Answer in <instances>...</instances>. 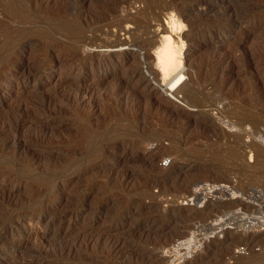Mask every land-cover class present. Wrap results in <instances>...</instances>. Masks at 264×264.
<instances>
[{
    "label": "rangeland",
    "instance_id": "1",
    "mask_svg": "<svg viewBox=\"0 0 264 264\" xmlns=\"http://www.w3.org/2000/svg\"><path fill=\"white\" fill-rule=\"evenodd\" d=\"M104 4L0 0V264H264V0ZM119 17L177 29L201 102Z\"/></svg>",
    "mask_w": 264,
    "mask_h": 264
},
{
    "label": "bare ground",
    "instance_id": "2",
    "mask_svg": "<svg viewBox=\"0 0 264 264\" xmlns=\"http://www.w3.org/2000/svg\"><path fill=\"white\" fill-rule=\"evenodd\" d=\"M103 4H104V0ZM106 1V0H105ZM108 1V0H107ZM111 3V1H110ZM108 3V4H110ZM107 4V3H106ZM112 5H114L112 3ZM110 5V6H112ZM7 8L8 10H11L12 12L14 11L13 6L10 4H7ZM106 7V5L104 4L103 7ZM108 8L109 5H107ZM102 8V7H101ZM112 8H114L112 6ZM103 9V8H102ZM110 10V9H109ZM114 10V9H113ZM144 11H141V16H144L146 13V8L143 9ZM115 11V10H114ZM172 11V10H171ZM169 14V13H168ZM171 14V13H170ZM177 15V14H176ZM174 15V16H176ZM25 16V15H24ZM7 17V16H6ZM127 17V16H126ZM177 17V16H176ZM176 17H174L176 19ZM120 18V17H119ZM125 18V17H123ZM134 17H130V18H125L122 20V18H120L121 20L118 22L115 21L116 23H110L111 26L115 27V29H117L118 31H121L123 33H126V35L130 37V41L134 42L136 40H138V38L140 39L142 36H145V38H147L146 42H143L142 45L140 46H136L132 49V51L129 53L131 56H134L135 54H139L140 50H144V58L143 60L146 63V69L148 72V76L146 77L144 76V80L146 82H150L153 81V86H155V84L157 85L158 83H156V79L154 77V71L156 70H152V67L150 65V59L154 58L157 66L159 65V71L163 76L162 79V90L166 93L169 92V94L174 95V93H176L177 91H182L183 92V98L182 101L185 102V104H188L189 106L192 105L194 106L195 102H199L196 101L197 98H195L194 93L195 89L193 87H191L190 83H192L191 81V77H192V72H191V66H189L188 64L184 63V61L182 60L181 54H180V46H179V40L177 41V32L175 28H173L172 26L170 27H165L162 28V31L159 32L156 30L157 32V36H159L158 40H154L147 37V34L150 32H147V25H145L144 23H141L140 21H136L134 19V23H133V19ZM163 18V15H159L158 16V21L161 22ZM179 18V16H178ZM28 19V18H27ZM165 19V18H164ZM116 20V19H115ZM174 20V19H173ZM172 20V21H173ZM130 22V23H129ZM140 22V23H139ZM175 22V21H174ZM109 25V24H108ZM128 25V26H127ZM78 26V25H77ZM75 26V27H77ZM160 26V25H159ZM80 27V26H79ZM77 27V28H79ZM172 27V28H171ZM101 28V27H100ZM157 28V27H156ZM114 29V28H113ZM111 35L110 33H106V35ZM105 36V35H104ZM110 38V37H109ZM108 38V39H109ZM107 39V37H106ZM103 40L101 41V43L99 42V45L101 44V46H105V47H110V48H115V49H123L124 46H127L125 44L124 41H121L120 39H115V40ZM77 40V39H76ZM78 42L81 45H87V46H94V44H96V39L94 37H86V36H81L78 37ZM75 44V43H74ZM155 45V49H154V54L150 55L149 53H146V49H148V47ZM98 46V45H96ZM89 48V47H88ZM16 49V48H15ZM146 53V55H145ZM99 54V53H98ZM97 55V54H96ZM100 55V54H99ZM97 55V56H99ZM96 56V57H97ZM87 59L91 60V62L95 59L94 55H87ZM97 60H99V57L96 58ZM150 62V63H149ZM196 64V63H195ZM199 67V66H198ZM197 67V68H198ZM195 68H192V70H194ZM198 71V70H197ZM156 72V71H155ZM196 72V71H195ZM142 76V77H143ZM156 76V75H155ZM142 79V78H141ZM188 79V80H187ZM194 81V80H193ZM193 84V83H192ZM194 86V85H193ZM201 86V85H200ZM219 87V86H218ZM198 90V89H197ZM204 91V90H203ZM203 91L201 93H203ZM203 101V100H202ZM216 100H213L212 102L210 101L209 105L210 106H214ZM201 102V101H200ZM197 104V103H196ZM201 104V103H200ZM199 106V104L197 105ZM202 107V106H201ZM201 123V122H200ZM199 124V123H198ZM201 125V124H200ZM203 126V125H202ZM249 147H253L254 143L251 142L249 143V145H247ZM231 154H235V152L233 151ZM233 157V156H232ZM255 164V163H254ZM261 164V163H260ZM258 165V164H257ZM256 166V165H255ZM261 181V180H260ZM261 214V218L264 219V211H260ZM198 223V222H197ZM148 237V236H147ZM251 237V236H250ZM74 239V238H73ZM106 239V238H105ZM106 241V240H105ZM144 241V240H143ZM190 241L187 245V248H189L190 245ZM106 243V242H105ZM127 244L125 239L123 238H118L115 239L114 241L111 242V247L112 249L114 248H123L124 245ZM184 244V243H182ZM110 245V244H109ZM65 246V245H64ZM65 248V247H64ZM70 248V246L67 247V249ZM116 250V249H115ZM120 251V250H119ZM116 252V251H115ZM114 252V253H115ZM113 253V252H112ZM151 254V253H149ZM177 254H180V251H177ZM148 255V254H147ZM152 255V254H151ZM150 255V256H151ZM149 256V255H148ZM147 256H145L144 258L146 259ZM143 260L147 261V260ZM149 259V257L147 258ZM150 264V263H149Z\"/></svg>",
    "mask_w": 264,
    "mask_h": 264
},
{
    "label": "built area",
    "instance_id": "3",
    "mask_svg": "<svg viewBox=\"0 0 264 264\" xmlns=\"http://www.w3.org/2000/svg\"><path fill=\"white\" fill-rule=\"evenodd\" d=\"M167 161H164L163 163H166ZM262 247L264 248V242L262 243ZM238 252H243L245 250V247L243 245H240L236 248Z\"/></svg>",
    "mask_w": 264,
    "mask_h": 264
}]
</instances>
